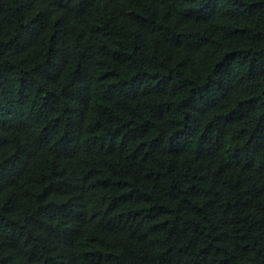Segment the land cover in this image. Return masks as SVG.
I'll list each match as a JSON object with an SVG mask.
<instances>
[{
    "label": "trees",
    "instance_id": "obj_1",
    "mask_svg": "<svg viewBox=\"0 0 264 264\" xmlns=\"http://www.w3.org/2000/svg\"><path fill=\"white\" fill-rule=\"evenodd\" d=\"M0 264H264V0H0Z\"/></svg>",
    "mask_w": 264,
    "mask_h": 264
}]
</instances>
